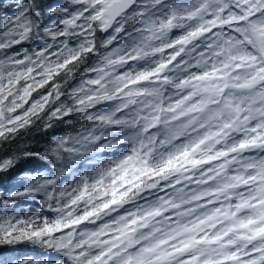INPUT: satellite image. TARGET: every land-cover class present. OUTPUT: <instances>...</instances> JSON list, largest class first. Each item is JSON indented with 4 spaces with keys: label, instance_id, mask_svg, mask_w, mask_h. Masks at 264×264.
Instances as JSON below:
<instances>
[{
    "label": "snow or ice",
    "instance_id": "snow-or-ice-1",
    "mask_svg": "<svg viewBox=\"0 0 264 264\" xmlns=\"http://www.w3.org/2000/svg\"><path fill=\"white\" fill-rule=\"evenodd\" d=\"M0 264H264V0H0Z\"/></svg>",
    "mask_w": 264,
    "mask_h": 264
}]
</instances>
